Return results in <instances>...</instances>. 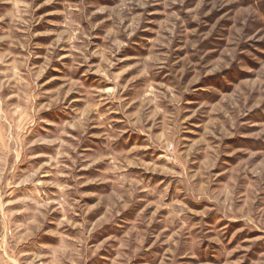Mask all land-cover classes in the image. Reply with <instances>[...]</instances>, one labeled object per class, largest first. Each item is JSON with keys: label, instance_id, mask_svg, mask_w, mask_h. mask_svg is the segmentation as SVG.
Listing matches in <instances>:
<instances>
[{"label": "clouds", "instance_id": "1", "mask_svg": "<svg viewBox=\"0 0 264 264\" xmlns=\"http://www.w3.org/2000/svg\"><path fill=\"white\" fill-rule=\"evenodd\" d=\"M0 264H264V0H0Z\"/></svg>", "mask_w": 264, "mask_h": 264}, {"label": "rangeland", "instance_id": "2", "mask_svg": "<svg viewBox=\"0 0 264 264\" xmlns=\"http://www.w3.org/2000/svg\"><path fill=\"white\" fill-rule=\"evenodd\" d=\"M50 7H52V6H50Z\"/></svg>", "mask_w": 264, "mask_h": 264}]
</instances>
